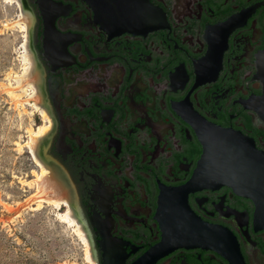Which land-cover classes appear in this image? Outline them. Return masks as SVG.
Segmentation results:
<instances>
[{
    "label": "flooded vegetation",
    "instance_id": "1",
    "mask_svg": "<svg viewBox=\"0 0 264 264\" xmlns=\"http://www.w3.org/2000/svg\"><path fill=\"white\" fill-rule=\"evenodd\" d=\"M21 1L52 119L43 155L68 184L93 263L140 264L165 238L172 250L145 264H264L252 193L187 187L202 120L264 154V0H151L167 21L147 34L108 32L93 0ZM233 249L239 261L224 255Z\"/></svg>",
    "mask_w": 264,
    "mask_h": 264
},
{
    "label": "rangeland",
    "instance_id": "2",
    "mask_svg": "<svg viewBox=\"0 0 264 264\" xmlns=\"http://www.w3.org/2000/svg\"><path fill=\"white\" fill-rule=\"evenodd\" d=\"M21 11L18 1L0 0V264H91L83 241L60 220L65 206L25 209L13 221L15 212L5 210L4 202L17 206L35 192L23 182L40 170L26 144L29 129L45 123L30 102L16 105L7 90L10 81L15 83L9 73L23 69L25 32L6 23L17 20Z\"/></svg>",
    "mask_w": 264,
    "mask_h": 264
},
{
    "label": "water",
    "instance_id": "3",
    "mask_svg": "<svg viewBox=\"0 0 264 264\" xmlns=\"http://www.w3.org/2000/svg\"><path fill=\"white\" fill-rule=\"evenodd\" d=\"M92 5L99 22L110 33L147 34L163 27L167 21L164 10L151 0H93ZM231 23L228 21L227 25ZM200 129L203 154L197 174L187 187L230 184L241 193L251 192L257 203L256 219L261 220L264 210V202L260 199V191L264 190V184H261L264 183V154L258 150L252 138L240 131L205 120H202ZM246 176L251 184L246 183ZM212 230L221 231V228L212 227ZM168 245L164 238L158 249L150 250V254L147 252L139 263H153L155 258L172 250V247L164 248ZM162 246L164 249H160ZM148 254L153 255L152 260ZM224 255L229 258L232 255L239 261L236 249Z\"/></svg>",
    "mask_w": 264,
    "mask_h": 264
},
{
    "label": "bare ground",
    "instance_id": "4",
    "mask_svg": "<svg viewBox=\"0 0 264 264\" xmlns=\"http://www.w3.org/2000/svg\"><path fill=\"white\" fill-rule=\"evenodd\" d=\"M16 1L21 5L22 11L17 20L6 23V26L12 28L19 26L25 32L24 51L22 55L24 65L21 72L15 74H12V72L9 73L10 78H12L10 80L14 79L15 83L10 81L9 85H7V90L16 105H23L25 102H30L41 113L45 123L40 125L37 128L38 130L32 127L29 129L30 137L26 144L27 148L33 154L40 170L34 169L33 175L35 177L31 180H23V182L29 187L35 188V192L26 198L25 201L17 202V206L4 202L5 210L9 213L15 212L14 216L9 220L13 221L17 216H21L25 209L36 210L45 207V205H52L56 209L61 210L67 204L68 209L63 211L64 213H59L60 220L74 229L86 246L87 258L94 264L91 257V242L85 229L74 215L73 202L70 200L71 193L68 184L62 178L60 170L52 166L49 163L50 161H47L43 155L41 144H43L44 138L51 127L46 121L49 120L51 122L52 119L48 115L47 110L40 105L42 100L39 90L40 73L29 43L31 15L24 9L21 0ZM25 96L27 97L26 99ZM18 145L21 149L23 148L20 142H18Z\"/></svg>",
    "mask_w": 264,
    "mask_h": 264
}]
</instances>
